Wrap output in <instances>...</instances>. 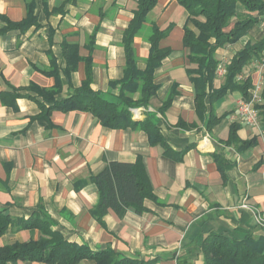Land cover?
Instances as JSON below:
<instances>
[{
    "label": "crops",
    "instance_id": "obj_1",
    "mask_svg": "<svg viewBox=\"0 0 264 264\" xmlns=\"http://www.w3.org/2000/svg\"><path fill=\"white\" fill-rule=\"evenodd\" d=\"M138 9L139 0H0V213L28 220L42 208L40 218L52 221L53 230L93 251L112 249L149 264H204L200 245L211 231L264 236V131L242 121L244 95L238 91L212 101L207 95L205 111L197 112L196 87L187 74L194 66L183 45L185 26H194L177 0H157L133 40L143 71L152 29L169 31L160 41L170 54L155 71L157 92L147 106L131 109L134 121L153 114L166 144L152 146L141 129L105 127L89 112L42 109L51 104L41 91L57 89V100L68 97L89 66L93 90L118 101L124 38ZM30 11L32 25L6 30L8 21H24ZM263 25L264 17L238 43L218 49L219 65L227 67L247 43L259 41ZM259 64L239 76L251 80L249 98ZM225 76L217 69L208 93L220 89ZM172 90L171 105L160 111ZM232 125L238 128L234 138ZM252 139L256 144L246 148L243 143ZM139 157L154 198L145 200L141 214L129 209L119 218L111 212L100 224L92 213L99 200L92 178L110 162ZM41 236L36 228L16 225L0 237V247Z\"/></svg>",
    "mask_w": 264,
    "mask_h": 264
},
{
    "label": "trees",
    "instance_id": "obj_2",
    "mask_svg": "<svg viewBox=\"0 0 264 264\" xmlns=\"http://www.w3.org/2000/svg\"><path fill=\"white\" fill-rule=\"evenodd\" d=\"M189 13V21L194 26L184 28L183 45L190 50L189 61L194 66L187 69L190 80L196 87V110L201 116L205 111V99L211 101L238 91L249 99L250 78L242 81L239 76L254 61L264 58V36L256 42L247 43L226 67L225 83L218 90L208 93L217 72L219 61L217 50L227 45L238 43L249 31L259 26L264 17V0H177ZM157 0H139V9L127 30L124 38L126 51L125 77L116 83L120 85L118 101H110L100 91L92 88L91 66L87 77L79 88L66 98L57 100V89L43 90L41 96L50 103L43 111L59 110L63 112L81 110L98 118L101 124L111 129L144 130L152 146L164 145L163 134L158 127V119L150 114L144 121L132 119V108L147 106L156 94L155 71L170 54L169 48H161L160 41L167 37L169 31L152 29L149 37L151 49L147 58V68H137V57L134 38L140 32L148 13L156 5ZM34 23L30 11L28 19L15 23L8 21L6 30L25 29ZM66 51V49H65ZM71 58V59H70ZM69 58L73 60L72 55ZM212 90V89H211ZM141 96L135 100L134 94ZM175 96L172 90L160 111L164 112L171 105ZM261 115V126L264 131V88L262 101L257 105ZM210 127V125H209ZM237 126L232 125L231 137H235ZM256 139L245 141L246 148L253 147ZM230 143V142H228ZM99 191V200L93 208V216L100 224L109 213L123 218L129 209L143 213L144 202L154 198L151 183L148 179L142 158L136 162L114 161L92 178ZM42 208L28 219H14L9 214L0 213V237L10 227L22 229H38L42 236L38 241L15 243L0 247V264L17 262H39L45 264H79L85 259L94 264H149L143 261L122 257L112 249L93 251L87 245L67 241L63 235L52 229V221L40 218ZM204 256V264H264V236H256L251 231L240 232L239 235L211 231L200 245Z\"/></svg>",
    "mask_w": 264,
    "mask_h": 264
},
{
    "label": "built area",
    "instance_id": "obj_3",
    "mask_svg": "<svg viewBox=\"0 0 264 264\" xmlns=\"http://www.w3.org/2000/svg\"><path fill=\"white\" fill-rule=\"evenodd\" d=\"M218 71L222 74L226 73V66L219 65ZM258 82L254 87L252 94L248 100L239 102L238 114L247 125L251 127H261V115L257 105L262 101V90L264 88V58L258 66ZM239 79H241L239 77Z\"/></svg>",
    "mask_w": 264,
    "mask_h": 264
},
{
    "label": "rangeland",
    "instance_id": "obj_4",
    "mask_svg": "<svg viewBox=\"0 0 264 264\" xmlns=\"http://www.w3.org/2000/svg\"><path fill=\"white\" fill-rule=\"evenodd\" d=\"M149 21H151V16H150V20ZM261 29H263L264 30V25L261 27ZM149 33L150 32V28L149 27H145L144 29H143V33Z\"/></svg>",
    "mask_w": 264,
    "mask_h": 264
}]
</instances>
